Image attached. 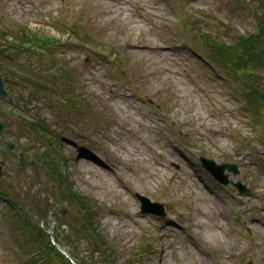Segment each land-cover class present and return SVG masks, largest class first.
I'll return each mask as SVG.
<instances>
[{"label":"rangeland","instance_id":"374dc122","mask_svg":"<svg viewBox=\"0 0 264 264\" xmlns=\"http://www.w3.org/2000/svg\"><path fill=\"white\" fill-rule=\"evenodd\" d=\"M131 1L0 0V73L16 101L0 100L15 122L3 136L49 168L66 210L53 230L79 264H264V45L239 58L206 46L256 33L264 0ZM201 157L237 173L221 185ZM0 161V264H64L13 198L17 157L1 142ZM24 196L47 218L53 205ZM139 196L164 216L142 214Z\"/></svg>","mask_w":264,"mask_h":264},{"label":"water","instance_id":"95a60500","mask_svg":"<svg viewBox=\"0 0 264 264\" xmlns=\"http://www.w3.org/2000/svg\"><path fill=\"white\" fill-rule=\"evenodd\" d=\"M0 98L3 99L12 98L11 95L5 89L3 76L1 74H0ZM0 116L3 117V119L0 117V131L4 128H9L13 125L10 115L5 110L0 109ZM0 139L9 149H11L18 156V165L14 169V176L16 179L14 186L22 194V198H23V193H22L23 190L28 191L30 188H32L33 191L35 192L38 191L40 196L47 197L48 202L55 203L50 192L47 190V188L52 185L51 175L49 174L48 169L34 160L27 161L23 156V153L15 149V144L13 142L4 140L1 137V134H0ZM202 162L205 165V167L208 168L218 180L224 183H227L226 176H223L224 169L227 168L233 171L234 173H236V169L234 166H229L225 164L217 165L213 160H207L205 158H202ZM0 175H1V170H0ZM40 177H46L47 182L45 184H42ZM21 185L23 186V189L20 188ZM237 185L239 186L241 192L245 191L244 186H241L240 184ZM148 205L149 202L146 200L145 207L143 209L144 212L163 214V209L160 204L155 203L151 205L153 207L152 209L151 208L148 209L147 208ZM56 207L58 212L63 214L65 213V210L63 209L62 206L56 205ZM33 216L37 218L35 214H33ZM48 232L51 237V240L54 242L52 227ZM56 246L61 252H63L68 257L67 252L60 245L56 244ZM72 262L73 264H76L74 261Z\"/></svg>","mask_w":264,"mask_h":264},{"label":"bare ground","instance_id":"6f19581e","mask_svg":"<svg viewBox=\"0 0 264 264\" xmlns=\"http://www.w3.org/2000/svg\"><path fill=\"white\" fill-rule=\"evenodd\" d=\"M99 1V0H98ZM111 2H120V3H125L127 0H110ZM101 2V1H100ZM124 21H126L127 23H133V21L132 20H130V19H128L127 18V16L125 17V19H123ZM114 22L115 23H119L120 22V20H114ZM130 26H132V29L133 30H135V24L133 25H130ZM145 46H147V48L149 49V50H152V49H154V48H157V46L156 45H152V46H150V45H145ZM185 108H186V106H185ZM188 113V114H190V113H192V115L193 114H195V115H197L198 117H200L199 116V114L198 113H196L195 111H193V110H189V109H185V113ZM202 120H201V122H196L199 126H201V125H203V124H209L211 121L210 120H206V119H204V117H200ZM94 159H97V158H94ZM116 195H118V196H120L121 195V193L120 192H116L115 193ZM208 234H209V236H214V232L213 231H210V232H208ZM216 235V234H215ZM236 244V243H235ZM235 247V246H234ZM228 253H231V252H228Z\"/></svg>","mask_w":264,"mask_h":264},{"label":"trees","instance_id":"16d2710c","mask_svg":"<svg viewBox=\"0 0 264 264\" xmlns=\"http://www.w3.org/2000/svg\"><path fill=\"white\" fill-rule=\"evenodd\" d=\"M262 25H263V27H261V30H263L262 31V35H264V22L262 23ZM261 36V33H260V35H259V37ZM259 37H255V38H252L253 39V43H255V45H258V41H259ZM240 44H241V46L243 47V49H244V47H245V43H244V41L243 40H241L240 42H239ZM46 45H48V43L47 44H45V46ZM242 70V69H241ZM240 70V71H241Z\"/></svg>","mask_w":264,"mask_h":264}]
</instances>
